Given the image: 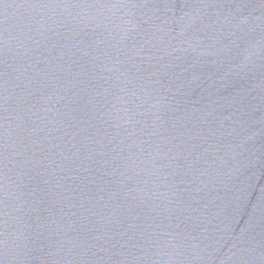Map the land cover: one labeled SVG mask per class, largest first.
<instances>
[{
  "label": "water",
  "instance_id": "95a60500",
  "mask_svg": "<svg viewBox=\"0 0 264 264\" xmlns=\"http://www.w3.org/2000/svg\"><path fill=\"white\" fill-rule=\"evenodd\" d=\"M0 264H264V0H0Z\"/></svg>",
  "mask_w": 264,
  "mask_h": 264
}]
</instances>
